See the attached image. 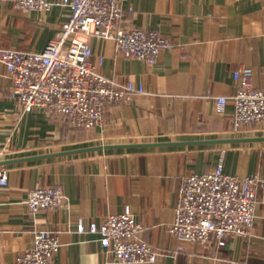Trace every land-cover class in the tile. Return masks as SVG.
Returning a JSON list of instances; mask_svg holds the SVG:
<instances>
[{
    "label": "crops",
    "instance_id": "crops-1",
    "mask_svg": "<svg viewBox=\"0 0 264 264\" xmlns=\"http://www.w3.org/2000/svg\"><path fill=\"white\" fill-rule=\"evenodd\" d=\"M69 16L64 5L25 10L0 0V47L42 51ZM122 23L157 29L174 48L149 65L119 53L113 39L92 38L90 59L100 71L145 91L107 106L94 128L71 127L41 108L23 112L0 61V144L10 145L0 157L8 175L0 186V264H15L37 227L61 242L54 264H137L116 262L98 233L77 229L128 207L143 240L161 252L151 264H264V187L248 237L200 245L167 229L185 175L222 162L227 173L264 178V122L236 132L230 98L240 89L234 72L244 66L264 87V0H123ZM220 95L229 98L222 111ZM41 184L60 186L67 201L33 216L26 200Z\"/></svg>",
    "mask_w": 264,
    "mask_h": 264
},
{
    "label": "built area",
    "instance_id": "built-area-1",
    "mask_svg": "<svg viewBox=\"0 0 264 264\" xmlns=\"http://www.w3.org/2000/svg\"><path fill=\"white\" fill-rule=\"evenodd\" d=\"M25 10L45 11L54 5L69 7L70 16L56 37L42 51L0 47V61L7 68L11 96L23 112L41 108L62 118L74 128H94L104 122L105 108L126 104L142 85L122 82L100 71L91 61V39H113L116 50L128 58L149 65L157 63L160 53L174 48L171 38L157 29L127 27L122 23L123 0H17ZM253 68L244 66L234 72L240 89L230 98L234 102V130L244 124L264 122V87L252 83ZM216 96L218 111L228 101ZM10 152L8 143L0 144V157ZM8 184L7 170L0 166V186ZM264 178L258 174L239 176L227 173L219 162L205 173L183 177L175 204V218L168 231L190 243L207 245L213 240L225 246L230 237H248L254 224L258 188ZM67 201L57 185L32 188L26 200L33 216L42 209H58ZM80 232L100 235L101 245L116 262L151 264L161 252L141 237L142 225L128 207L106 216L102 222L80 221ZM61 242L46 227L34 230L30 248L19 253L15 264H54L52 259Z\"/></svg>",
    "mask_w": 264,
    "mask_h": 264
},
{
    "label": "water",
    "instance_id": "water-1",
    "mask_svg": "<svg viewBox=\"0 0 264 264\" xmlns=\"http://www.w3.org/2000/svg\"><path fill=\"white\" fill-rule=\"evenodd\" d=\"M75 151H79V150H74V151H69V152H75Z\"/></svg>",
    "mask_w": 264,
    "mask_h": 264
}]
</instances>
